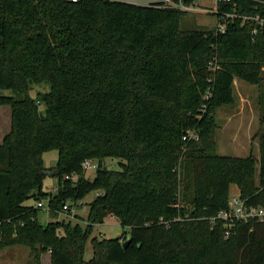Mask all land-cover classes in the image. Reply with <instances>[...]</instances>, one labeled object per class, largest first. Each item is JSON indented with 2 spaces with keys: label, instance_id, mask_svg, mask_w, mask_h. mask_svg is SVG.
I'll list each match as a JSON object with an SVG mask.
<instances>
[{
  "label": "trees",
  "instance_id": "obj_1",
  "mask_svg": "<svg viewBox=\"0 0 264 264\" xmlns=\"http://www.w3.org/2000/svg\"><path fill=\"white\" fill-rule=\"evenodd\" d=\"M143 1L0 0V106L10 110L0 250L28 247L33 264L46 253L50 264H264V220L228 227L217 218L232 185L264 207V134L258 157L220 156L213 135L216 110L234 102V79L264 82V27L243 19L264 17V0L218 3V22L233 15L224 33L182 31L186 12ZM32 84L49 91L32 98ZM48 151L58 156L54 194L43 191ZM86 160L97 161L92 180ZM90 193L98 195L85 226H42L25 204L48 199L61 212ZM109 214L128 235L93 237L85 261L92 227Z\"/></svg>",
  "mask_w": 264,
  "mask_h": 264
},
{
  "label": "rangeland",
  "instance_id": "obj_2",
  "mask_svg": "<svg viewBox=\"0 0 264 264\" xmlns=\"http://www.w3.org/2000/svg\"><path fill=\"white\" fill-rule=\"evenodd\" d=\"M121 1L142 6H147L150 3L143 0ZM192 9L193 11H185L186 14L180 18V28L182 31H208L213 30L217 26V18L214 15V0H194ZM236 81L234 84V102L218 108L215 113L216 127L213 135L216 153L220 156L246 157L252 154L254 157H258L259 136L264 134V82L259 86H255L242 81ZM48 91L49 86L47 84H32L29 94L32 98H35L36 93H46ZM4 94L16 96L11 91H5ZM40 108L42 109L43 106H40ZM9 127V107L0 106V143ZM57 158L56 151H48L42 154L43 166L47 172V176L43 181V191L48 192V194H54L58 189L55 175L49 176L55 170ZM103 162L104 167L114 171L119 170V160L106 158ZM91 165L92 167L85 171V178L89 180H92L95 176L97 161L91 160ZM237 194V188L232 185L230 187V196ZM94 197L95 193H90L75 203L71 201L66 202L68 206L70 205V208L68 211L61 212H51V208L49 210L46 207H37L39 202L49 206L48 199L29 200L25 204L33 205L38 209L37 220L42 226L46 225L49 221L56 220H64L72 225L78 223L81 226H85L87 225L88 203ZM123 231L126 232L127 236L128 228H123L119 221L111 214L104 219L102 224L94 225L91 236L84 245V260L88 261L92 256L90 240L93 237L112 239L121 237ZM41 263L48 264V259L44 258L43 261L41 260ZM0 264H33V262L29 256L28 247L18 245L7 247L0 253Z\"/></svg>",
  "mask_w": 264,
  "mask_h": 264
},
{
  "label": "built area",
  "instance_id": "obj_3",
  "mask_svg": "<svg viewBox=\"0 0 264 264\" xmlns=\"http://www.w3.org/2000/svg\"><path fill=\"white\" fill-rule=\"evenodd\" d=\"M72 2H75L77 0H70ZM109 1H121V0H109ZM155 2H160V4L163 7H168V8H176L181 11H193L192 9V4L194 3V0H190V4L186 5L184 3L185 0H154ZM229 0H214L215 3V9L214 12L217 11V4L218 3H226ZM233 15L230 14H224L221 16V21L218 22L216 28L219 33H224L225 32V23L228 18H231ZM244 20L252 21L258 28H263L264 27V17H260L258 15L254 17H244ZM256 30H254L252 33L254 34ZM83 169L86 171L87 169L91 168V160H86L83 163ZM95 195H98V193H95ZM38 208H47L50 210V207L48 205H44L43 203L39 202L37 204ZM70 207L68 206L67 203H65L62 206V211H68ZM217 218L223 220L224 222L227 223L228 227L231 226V224L234 221H250L252 219H258V220H264V207H256L252 205H248L247 202L240 198L239 195H231L229 196L228 199V208L226 210L220 211L217 214ZM227 235V232H226Z\"/></svg>",
  "mask_w": 264,
  "mask_h": 264
},
{
  "label": "crops",
  "instance_id": "obj_4",
  "mask_svg": "<svg viewBox=\"0 0 264 264\" xmlns=\"http://www.w3.org/2000/svg\"><path fill=\"white\" fill-rule=\"evenodd\" d=\"M235 82H237L236 81V79H234V84H235ZM8 132V131H7ZM5 135V134H4ZM3 138V137H2ZM2 140V139H1ZM7 248V247H6ZM5 249V248H4ZM4 249H2V250H0V253L4 250ZM30 256V255H29ZM44 258H47L48 259V264H50V259H49V254H43V255H41V260L43 261V259Z\"/></svg>",
  "mask_w": 264,
  "mask_h": 264
},
{
  "label": "water",
  "instance_id": "obj_5",
  "mask_svg": "<svg viewBox=\"0 0 264 264\" xmlns=\"http://www.w3.org/2000/svg\"><path fill=\"white\" fill-rule=\"evenodd\" d=\"M57 174V169L54 170V172H51L49 176H54ZM126 244V242L123 243V246Z\"/></svg>",
  "mask_w": 264,
  "mask_h": 264
}]
</instances>
